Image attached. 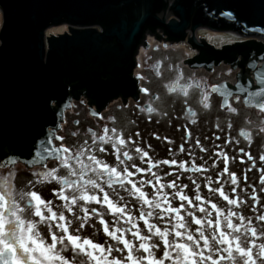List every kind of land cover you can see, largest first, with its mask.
Wrapping results in <instances>:
<instances>
[{
	"label": "flooded vegetation",
	"instance_id": "obj_1",
	"mask_svg": "<svg viewBox=\"0 0 264 264\" xmlns=\"http://www.w3.org/2000/svg\"><path fill=\"white\" fill-rule=\"evenodd\" d=\"M176 5V0H129L103 8L98 17L86 23L63 20L45 29V37L65 34L69 43L66 55L55 57L69 69L60 77L65 94L48 101L54 120L46 127L51 148L63 145L69 152L43 159L35 155L24 158L6 140L1 141L0 191L11 192V199L35 191L43 201L56 199L52 204L65 201L53 189L63 187L68 198L81 196L73 190L81 181L72 176L73 165L81 167L76 153L88 149L90 142H104L98 137L106 135L113 125L126 134H145L170 123L200 129L204 122L211 123L216 132L222 128L230 131L234 127L231 120L217 122L220 117L251 113L257 116V130L264 133V109L244 103L247 86L256 85V73L264 72V36L245 33L232 23L213 24L211 18L198 14L195 3L183 10L186 19L182 20L176 15ZM73 30L85 38L73 40ZM193 81L202 83H191L182 91ZM89 85L100 92L99 98ZM237 85L239 92L233 91ZM225 99L227 104H223ZM189 102L197 103V108H191ZM182 111L187 120L181 119ZM236 132L245 136L252 131L236 128ZM84 155L79 157L83 164ZM52 169L55 172L46 177L38 175ZM25 175L28 178L24 179ZM53 175L77 183L61 185ZM5 200L4 219L12 215L13 208L7 195ZM27 201L25 205L32 207Z\"/></svg>",
	"mask_w": 264,
	"mask_h": 264
},
{
	"label": "rangeland",
	"instance_id": "obj_2",
	"mask_svg": "<svg viewBox=\"0 0 264 264\" xmlns=\"http://www.w3.org/2000/svg\"><path fill=\"white\" fill-rule=\"evenodd\" d=\"M2 21L0 9V28ZM189 104L191 108H197L195 105L197 103L189 102ZM201 111H203L202 108ZM185 115V111H182L181 119L187 120ZM227 118V122L231 120L234 126L232 130L229 131V129L222 128L217 132L209 122H204L206 125L201 124L200 129L176 127L175 125L177 124L170 123L166 128L153 127L145 134H126L125 130L113 125L106 134V136L112 137V140L106 139L101 143L90 142L88 149L82 151V153L86 154L83 156L85 165H91L92 161L89 160V157L95 156L110 167H115L118 172L123 173V170L127 168L130 173H134L128 179L136 183V186L147 195L150 202L153 200V194L155 193V199L159 201V207H149L148 204H145L138 193L133 194L132 185L127 181L123 182V187L115 182L109 186L106 176L97 175L100 171L99 168L95 172L85 169L86 173L84 178L81 179V167L74 164L72 176L81 180L79 184L74 186V189L78 185H83L84 191H89L88 195L97 196L100 202L85 200L80 195L77 196L75 194L68 201H59L57 204H52L56 201V199H53L49 207L56 213V219L51 221L46 219L42 223H35L40 221V217L34 215L37 206H35V202L31 205L32 207H28L25 205V201L31 199L30 197H15L12 199L24 211L20 212L16 205H13L12 212H16V215H19L25 221L32 220L35 223V229L40 232L46 243L52 242L49 225L52 233L57 236H63V229L58 228L57 224L66 223L70 234L78 235L81 238L87 237L93 240L94 243L103 245L105 250L111 245L113 251L111 253L105 252L104 254L109 259L116 257L124 261V264H127L125 258L129 250L125 249L121 242L113 240L111 236L106 234L105 225H107L108 231L113 229L124 230L122 232L117 231L116 235H123L125 239L130 241L134 257L148 255L144 249L140 248V244L143 242L154 245V247L150 248V251L156 259H160L164 252L163 240L155 232V228L149 230L144 220L139 218L141 214L145 216L150 224L160 228L161 231L167 228L169 230L167 238L170 243L173 238L180 242V238L175 237V232L172 231V228L180 223L181 218H183V223L187 226V230L193 235H197L195 232L197 227H204L207 234V219H212L213 221L216 219V209L212 208L211 204L206 203V201H211L220 209L221 224L224 231H230L223 220V217L227 216L229 211L236 213V215L230 217L233 224H242L246 227L247 222L251 221L252 227L257 230L255 238L249 234V238L254 239L253 247L255 252L257 251L255 245L264 243V238L259 235L260 231L264 230V220L257 219V217L264 215V191H262L264 189V181L260 179L261 175L264 174V160L260 159L264 155V133L257 130V116L251 113L238 114L237 116L231 115L230 118L229 116H222L217 122H224ZM236 128L250 129L252 132L249 135L241 136V133L236 132ZM113 129L116 131L113 132ZM211 130L216 136L215 134L213 136L209 135ZM117 134L125 141L123 145L115 140ZM218 135L220 136L218 137ZM113 143L116 144V149L113 148ZM137 149H140V151H137ZM144 153H147V156ZM117 157H119V160ZM225 157L227 158L226 161ZM172 160L177 163H163V161ZM149 161H151V164ZM156 161L161 163H156ZM181 162L184 164L183 167L180 166ZM134 165L135 167H133ZM137 169H146V171L141 172L137 171ZM225 169L227 170L225 171ZM232 174L236 176L235 183L232 182ZM156 177H159V183H157ZM23 178L26 179L28 176L25 175ZM141 178H143V181L151 180L152 183H143ZM89 179L99 184L103 191L100 192L99 188L85 183ZM115 179L116 177L113 176L114 181ZM169 182H173L174 187H169ZM214 189H222L229 199L236 200L237 203L229 204ZM233 189H235V192H233ZM75 191L77 192V190ZM105 192L108 193L109 199L116 206H122L126 211L117 213L109 209L107 203L103 202ZM176 192H181L187 196L191 203H189V200H181L175 195ZM253 192H255V197ZM197 196L202 199L197 200ZM73 197H76L75 204H71ZM66 202L70 204L72 211H69L64 206ZM182 204L183 207L181 208ZM39 207L45 217L50 216L44 205H39ZM169 207L178 211H164L163 215H161L162 209ZM201 207L205 208L206 211L201 212ZM93 209L96 211L93 212ZM85 211L88 213L87 216H85ZM149 211L152 212L151 216L148 215ZM61 212L64 214V221L59 220ZM189 212L198 219L206 217L203 224L197 225L193 223L192 216L188 215ZM240 216L245 217V221H241L239 219ZM101 219L104 224L101 223ZM15 223L16 221L12 215L5 218V232L7 233V230L14 226ZM23 227H26V225H23ZM176 230L184 231V229L179 227ZM137 231H139L141 236L147 237V239L145 241L137 239L133 235ZM184 242H187L186 237ZM62 247L64 250L61 255L71 260L73 251L66 238L63 245L57 243L56 250H60ZM116 249L121 251H116ZM97 255L102 254L97 252ZM172 255L175 256L176 254L173 252ZM22 259H26V257H22ZM75 264H95V261H90L87 255L79 254V250H77ZM142 264H147V261H142ZM164 264H171V262L165 259ZM239 264H243V261H240Z\"/></svg>",
	"mask_w": 264,
	"mask_h": 264
},
{
	"label": "water",
	"instance_id": "obj_3",
	"mask_svg": "<svg viewBox=\"0 0 264 264\" xmlns=\"http://www.w3.org/2000/svg\"><path fill=\"white\" fill-rule=\"evenodd\" d=\"M128 1L0 0L3 18L0 28V142L6 140L20 157L35 155L43 159L52 156L53 153L44 152L45 148H51L46 127L54 120L48 101L50 97L65 94L60 77L67 73L69 66L59 64L55 57L63 58L69 43L65 34L45 37L44 31L63 20L75 25L86 23L98 17L103 8ZM176 1V15L182 20L186 19L183 10L195 3L198 14L211 18L213 24L232 23L245 33L264 36V0ZM73 36V40L85 38L76 30ZM257 73V84H249L246 88L248 96L264 87ZM259 73L264 74L262 70ZM90 90L99 98L97 89L92 86ZM233 91H240L238 85ZM263 94L252 96L251 103H245L244 99V103L256 105L257 100L264 99Z\"/></svg>",
	"mask_w": 264,
	"mask_h": 264
},
{
	"label": "snow or ice",
	"instance_id": "obj_4",
	"mask_svg": "<svg viewBox=\"0 0 264 264\" xmlns=\"http://www.w3.org/2000/svg\"><path fill=\"white\" fill-rule=\"evenodd\" d=\"M257 78L261 80V82H264V74L257 73ZM191 83L200 84L202 82L199 81H193L186 83L182 87V91L184 89H187ZM213 89L217 87V85L211 86ZM142 91H147V89H142ZM264 92V87L258 89L257 93L250 94L249 96H246L245 103H251L252 96L258 95L259 93ZM204 96L205 93L201 89L200 91V100L201 103L204 102ZM228 101L225 99L223 101V104H227ZM257 107L260 109H264V99H261L259 101H256ZM223 106V105H222ZM106 131V130H105ZM113 132L116 130L113 129ZM57 139H62L61 137H57ZM99 140L105 141L112 140V137H108L106 135H100L98 137ZM131 139V137H129ZM115 140L119 141L121 145L125 143V141L121 138L119 134L115 136ZM199 143V142H197ZM113 148L116 149V144L113 143ZM103 151V149H101ZM137 151H140V149H137ZM44 152L52 154L56 153L58 156L61 154H67L69 152V149L61 145L60 148H45ZM82 155L81 152L76 153L77 163L81 164V173L80 178L83 179L84 170L88 169L91 171H96L97 168L100 169V171L97 173V175L106 176L108 178V184L111 186L113 182L121 184L123 187V182L127 181L129 184L132 185V192L133 194L139 195V197L143 200L145 204H148L149 207H159V201L155 199V193L153 194V200L150 202L148 200L147 195L141 191L140 188L136 186V183L132 180H129L128 177L131 175H134V173H130L127 168L123 170V173L118 172L115 167H110L107 163H104L103 161L98 160L95 156H90L89 160L92 161L91 165H85L82 161L79 160V157ZM127 155V153H125ZM145 156H147V153H144ZM68 157L65 155L64 162H67ZM119 160V157H117ZM261 160H264V155L260 157ZM227 158L225 157V161ZM123 163V161H121ZM151 164V161H149ZM156 163H161L160 161H156ZM163 163H171L175 164L177 163L175 160L172 161H163ZM180 166L183 167V162L180 163ZM135 167V165L133 166ZM227 169H225L226 171ZM137 171H146V169H137ZM55 172V169L52 170H45L38 175L40 177H46L52 173ZM113 176L116 177L115 181H113ZM54 179H58L61 185L67 184L69 187H72L74 184H76V181L66 180L64 177H55L52 176ZM260 179L264 181V174L261 175ZM143 181V178H141ZM157 183H159V177H156ZM232 182H236V176L235 174H232ZM85 183L93 185L96 188H100L99 184H96L93 180L89 179ZM143 183L151 184V180L143 181ZM169 187H174L173 182H169ZM142 187V185H141ZM74 190L81 192V197L85 200H96L97 202H100L98 200V197L95 195H88L83 188V185H78L77 188ZM54 192H57L61 199H64L65 201H68V197L64 195V189L61 187L60 189H53ZM100 191H103V188H100ZM214 191L219 192L220 195L228 201L229 204H236L237 201L233 199H229V197L223 192L222 189H214ZM264 191V189H262ZM233 192H235V189H233ZM8 197L7 203L16 205L15 200L11 199L12 193L4 191H0V264H75V256L77 254V250H79V254L87 255L91 260L95 261V264H124V261H122L119 258L112 257L111 259L108 258L105 252L111 253L113 251V248L111 245L107 247L105 250L104 246L99 243H94L93 240L84 237L81 238L78 235H72L68 231V227L66 223H58L57 227L63 229L64 235L63 236H57L54 233L51 232V226L49 225V233L51 234V243H46L44 238L41 236L40 232L35 229V223H42L46 219L51 221L56 219V213L52 211V209L49 207L51 204V201H43L39 194L35 191H30L27 193V195L31 198L27 201V204L31 206L33 202L37 205L35 208L34 215L40 217V221L33 222L32 220H23L19 215H16V212H12V216L14 217V220L16 223L14 226L9 228L7 230V233L4 229L5 219L3 216V209L6 205L5 197ZM176 196H178L181 200H189V198L185 195H183L181 192H176ZM253 196L255 197V192H253ZM197 200H201L202 198L200 196L196 197ZM166 201V196H165ZM103 202L107 203L109 209L113 210L114 212H125L126 210L122 206H116L110 199L108 193H104L103 196ZM76 203V197H73L71 199V204ZM189 203L191 201L189 200ZM206 203L211 204L212 208L216 209V219L213 221L212 219H207V234L205 232L204 227H197L195 229V232L197 235H193L191 232L187 230V226L183 223V218H181V221L178 225H174L172 228V231L175 232V237L180 238V242H177L175 238H173V241L170 243L167 235H168V229L165 228L163 231H161L160 228L156 227L155 225H152L148 222V220L145 218L143 214L139 217L140 219L144 220L146 226H148L149 230L155 228V232L161 236L163 243H164V252L160 259H156L153 255V253L150 251V248L154 247V245H150L147 243H141L140 248L144 249L145 252L148 253L146 256H140V257H134L133 251H132V245L130 241L124 238L123 235L117 236V231H124L121 229H113L112 231H108L107 225H105V232L108 236H111L113 240H118L124 245L125 249H128L127 257L125 258L127 261V264H142V261H147V264H164L165 259L171 262V264H239L240 261H243V264H264V243H260L259 245H255V248L257 251L254 252V239L249 238V234H251V237L255 238L257 236V230L252 227L251 221L249 220L247 222V226L244 227L242 224H233L230 217L233 215H236V213H233L231 211L228 212L227 216L223 217V220L225 222V225L227 229L230 231H224L222 229L221 224V212L220 209L217 208V206L212 203L211 201H206ZM39 205H44L45 208H47L48 212L50 213L49 217H45ZM66 208H68L69 211H72V208L69 203H65L64 205ZM183 207V204L181 205V208ZM16 208L23 212V209L19 208V205H16ZM93 212L96 210L93 209ZM164 211L168 212H177V209L174 208H167L162 209L161 215H163ZM201 212H205L206 209L201 207ZM87 211H85V216H87ZM148 215L151 216L152 212L149 211ZM189 216H192L193 223L197 225H202L203 221L206 219V217L197 218L194 216L191 212L188 213ZM210 215V214H209ZM131 219V218H130ZM239 219L241 221H245V217L240 216ZM257 219L264 220V215H261L257 217ZM59 220L64 221L65 217L63 212L59 215ZM101 223L104 224V221L101 219ZM23 225H26V227H23ZM83 227V225H81ZM177 227L184 229V231H178L176 230ZM243 228V230H241ZM133 235L141 240L145 241L147 237L141 236L139 234V231L134 232ZM261 238H264V230L260 231L259 233ZM186 237V241H185ZM65 238L67 239L68 243L71 245L72 251H73V257L71 260L63 255H61V252L64 250L62 247L60 250H56L57 243L63 245ZM203 242V243H201ZM87 246V247H86ZM19 249V251H17ZM171 249V251H169ZM95 250V251H94ZM116 251H121L120 249H116ZM97 252L101 253L102 255H97ZM175 253L176 255L173 256L172 253ZM226 254V255H225ZM22 257H26V259H22Z\"/></svg>",
	"mask_w": 264,
	"mask_h": 264
},
{
	"label": "bare ground",
	"instance_id": "obj_5",
	"mask_svg": "<svg viewBox=\"0 0 264 264\" xmlns=\"http://www.w3.org/2000/svg\"><path fill=\"white\" fill-rule=\"evenodd\" d=\"M2 12V11H1Z\"/></svg>",
	"mask_w": 264,
	"mask_h": 264
}]
</instances>
